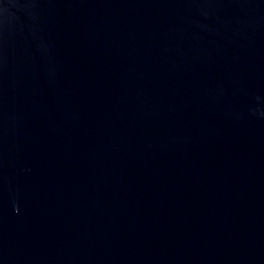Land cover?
Returning <instances> with one entry per match:
<instances>
[{
  "label": "water",
  "instance_id": "obj_1",
  "mask_svg": "<svg viewBox=\"0 0 264 264\" xmlns=\"http://www.w3.org/2000/svg\"><path fill=\"white\" fill-rule=\"evenodd\" d=\"M0 264H264V0H0Z\"/></svg>",
  "mask_w": 264,
  "mask_h": 264
}]
</instances>
